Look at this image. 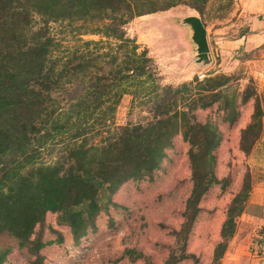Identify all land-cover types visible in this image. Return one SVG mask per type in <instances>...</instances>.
<instances>
[{
  "label": "trees",
  "instance_id": "obj_1",
  "mask_svg": "<svg viewBox=\"0 0 264 264\" xmlns=\"http://www.w3.org/2000/svg\"><path fill=\"white\" fill-rule=\"evenodd\" d=\"M210 1L0 0V264L15 246L35 255L31 264L42 263L46 242L33 235L47 212L57 213L75 237L83 235L122 184L159 166L177 133L189 144L192 189L185 221L175 230L177 243L162 264L193 255L185 248L188 235L203 196L220 180L218 125L197 112L218 103V111L233 114L229 89L238 77L209 72L165 83L149 49H139L126 24L180 4L204 15ZM53 22L70 28L74 43L55 36ZM88 33L103 38L85 39ZM125 95L146 111L144 121L115 124ZM241 96L243 102L254 99L239 141L248 155L263 131L264 94L251 77ZM45 149L50 158L42 156ZM250 190L247 175L226 207L211 264H220ZM255 246L264 253V229Z\"/></svg>",
  "mask_w": 264,
  "mask_h": 264
},
{
  "label": "rangeland",
  "instance_id": "obj_2",
  "mask_svg": "<svg viewBox=\"0 0 264 264\" xmlns=\"http://www.w3.org/2000/svg\"><path fill=\"white\" fill-rule=\"evenodd\" d=\"M190 14H198L204 20L209 40L210 37L213 40L216 27L223 29L221 34L230 31L227 34L230 36L244 34L247 30V19L238 17L236 0H211L204 15L180 4L136 16L126 24V29L139 43L140 50L149 49L165 83H178L195 75L204 77L209 72L236 73L238 77L229 89L235 96L233 114L228 110L218 111V103L197 112L200 120L210 118L218 125L219 143L214 153L215 172L220 180L203 196L202 210L188 235L185 248L193 255L178 264H211L226 207L247 175L252 181L256 163L261 161L259 151L248 159L239 147L240 127L246 125L254 110V99L243 102L241 93L251 77L255 83L256 80L243 62H236L227 72L216 71L221 68L219 62L208 64L204 70H194L196 45L190 27L181 21ZM64 28V23H51L55 36L62 38L65 44L74 43L71 29ZM83 37L103 38L91 33ZM145 116L146 111L137 101L125 95L118 106L115 124L144 121ZM188 150L189 144L177 133L159 166L151 174L122 184L112 194L109 205L98 212L94 226L79 237L73 235L70 227L58 222L57 213L47 212L33 235H40L46 242L39 251L41 264H162L177 243L175 230L181 229L185 221L186 202L192 189ZM42 156L47 159L51 154L45 149ZM130 250L141 256L128 252ZM34 257L26 247L15 246L3 264H31Z\"/></svg>",
  "mask_w": 264,
  "mask_h": 264
},
{
  "label": "crops",
  "instance_id": "obj_3",
  "mask_svg": "<svg viewBox=\"0 0 264 264\" xmlns=\"http://www.w3.org/2000/svg\"><path fill=\"white\" fill-rule=\"evenodd\" d=\"M236 4L238 17L247 19V30L244 34L230 36L227 35L230 31L221 34L223 29L216 27L213 40L211 37L208 39L211 64L219 62L221 68L216 71L227 72L232 70V65L236 62L247 63L251 76L256 80L258 91L264 94V0H236ZM241 54H245L244 58ZM192 67L197 71L207 68L196 64ZM257 151L261 154V161L255 162L258 165L255 164L257 169L252 177L247 205L237 219L236 232L220 264H264V253L259 254L255 249V241L264 229V116L263 132L247 158L257 155Z\"/></svg>",
  "mask_w": 264,
  "mask_h": 264
},
{
  "label": "water",
  "instance_id": "obj_4",
  "mask_svg": "<svg viewBox=\"0 0 264 264\" xmlns=\"http://www.w3.org/2000/svg\"><path fill=\"white\" fill-rule=\"evenodd\" d=\"M181 21L192 31L191 38L196 45L194 63L200 67L207 66L212 62V55L204 20L198 14H190Z\"/></svg>",
  "mask_w": 264,
  "mask_h": 264
}]
</instances>
